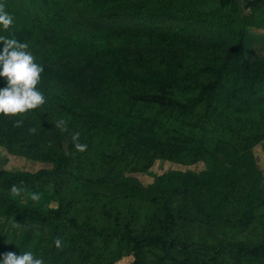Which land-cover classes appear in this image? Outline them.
<instances>
[{
  "label": "trees",
  "instance_id": "trees-1",
  "mask_svg": "<svg viewBox=\"0 0 264 264\" xmlns=\"http://www.w3.org/2000/svg\"><path fill=\"white\" fill-rule=\"evenodd\" d=\"M151 1L161 2L0 0L14 18L0 35L28 45L44 69L37 87L45 97L25 114H0V148L53 166L34 184L2 173L9 160L0 156V254L30 251L44 264H116L127 254L131 264H264V240L209 243L193 234L243 232L254 223L264 230L255 216L262 176L240 154V144L264 140V60L247 57L243 29L233 43L203 47L84 14L95 3L97 15L112 18L127 7L147 11ZM237 4L219 0L224 9ZM256 111L259 120L246 122ZM60 120L66 130L56 127ZM207 124L238 142L206 139ZM76 132L83 152L73 144ZM100 142L138 161L151 182L131 169L85 165ZM167 161L203 162L211 172L157 168ZM104 196L123 200L126 214L98 217L95 201ZM134 201L159 207L140 223Z\"/></svg>",
  "mask_w": 264,
  "mask_h": 264
},
{
  "label": "rangeland",
  "instance_id": "rangeland-1",
  "mask_svg": "<svg viewBox=\"0 0 264 264\" xmlns=\"http://www.w3.org/2000/svg\"><path fill=\"white\" fill-rule=\"evenodd\" d=\"M237 6L234 8H222L219 0H161V2L151 1L148 3L147 11L135 10L127 7L121 12L122 15L112 18H106L103 15H97L94 10L95 3L91 7L86 6L84 14L90 20L116 28L123 31H146L162 35L174 34L180 35L186 39L194 40L197 46L213 47L217 41L222 44L233 43L238 32L245 30V48L247 57L254 60H264V0H236ZM103 2V0H102ZM257 3V4H256ZM87 5V4H86ZM238 7V9H237ZM130 8V9H129ZM133 9V10H132ZM132 10V12L130 11ZM259 113L256 111L251 114L246 122H257ZM249 126L254 125L248 123ZM207 135L203 134L206 139H222L221 142H238L239 136L232 133L224 132L211 124L205 126ZM243 136V135H242ZM243 139V138H242ZM101 142L95 144V150L91 151L84 157V164L88 167H99L102 165L112 166L115 169L132 170L134 176L142 179L146 184L151 182L145 173H142L139 162L129 158H121L113 147H101ZM241 156L245 157L251 166L262 176L261 197L264 200V140L240 144ZM0 156L7 157L9 164L5 166L2 173L9 174L17 172V175L30 179L34 184L39 183L37 175L40 172L51 171L52 165L41 164L35 161L27 160L21 156L13 155L0 148ZM184 163H190L191 160L185 156ZM157 168L163 171L189 169L204 170L211 172L203 162L193 165H182L176 162L167 161L156 163ZM255 171V172H256ZM135 220L140 223H146L147 219L153 214L159 206L142 201H134ZM98 207V217H103L104 212L113 213L122 212L126 214L125 202L114 197H98L95 201ZM255 216L257 219L264 220V203L256 209ZM194 238L203 240L205 238L209 243L222 241H240V242H257L264 240V230L258 223H254L243 232H238L228 228H221L214 235L209 236L206 231L194 229ZM134 260L133 254H127L116 264H131Z\"/></svg>",
  "mask_w": 264,
  "mask_h": 264
},
{
  "label": "clouds",
  "instance_id": "clouds-1",
  "mask_svg": "<svg viewBox=\"0 0 264 264\" xmlns=\"http://www.w3.org/2000/svg\"><path fill=\"white\" fill-rule=\"evenodd\" d=\"M13 22V16L4 10L0 2V32H6ZM27 49L26 43L0 35V80L4 81V85L0 86V114L5 116L22 115L45 103V97L37 87L44 69ZM56 127L66 130L65 121H58ZM79 137V132L73 133L72 141L75 148L83 152L87 145L79 143ZM32 198L38 199V195L33 194ZM60 244L57 239L56 247L59 248ZM0 264H44V261L30 251L20 255L7 252L0 254Z\"/></svg>",
  "mask_w": 264,
  "mask_h": 264
},
{
  "label": "crops",
  "instance_id": "crops-1",
  "mask_svg": "<svg viewBox=\"0 0 264 264\" xmlns=\"http://www.w3.org/2000/svg\"><path fill=\"white\" fill-rule=\"evenodd\" d=\"M247 3H250L249 0H245ZM261 1V0H260ZM257 4V3H256ZM260 6H263L264 7V4L260 5Z\"/></svg>",
  "mask_w": 264,
  "mask_h": 264
}]
</instances>
